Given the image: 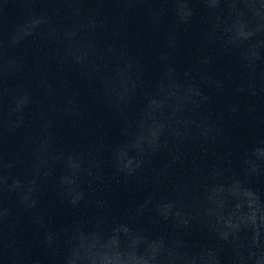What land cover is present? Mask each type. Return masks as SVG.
<instances>
[{
  "label": "water",
  "instance_id": "water-1",
  "mask_svg": "<svg viewBox=\"0 0 264 264\" xmlns=\"http://www.w3.org/2000/svg\"><path fill=\"white\" fill-rule=\"evenodd\" d=\"M0 264H264V0H0Z\"/></svg>",
  "mask_w": 264,
  "mask_h": 264
}]
</instances>
